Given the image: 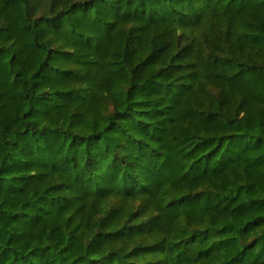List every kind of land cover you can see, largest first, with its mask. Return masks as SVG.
Wrapping results in <instances>:
<instances>
[{"label":"trees","instance_id":"1","mask_svg":"<svg viewBox=\"0 0 264 264\" xmlns=\"http://www.w3.org/2000/svg\"><path fill=\"white\" fill-rule=\"evenodd\" d=\"M0 264H264V0H0Z\"/></svg>","mask_w":264,"mask_h":264}]
</instances>
